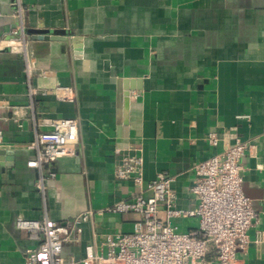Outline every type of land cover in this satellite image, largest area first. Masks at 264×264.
<instances>
[{
    "label": "crops",
    "instance_id": "crops-1",
    "mask_svg": "<svg viewBox=\"0 0 264 264\" xmlns=\"http://www.w3.org/2000/svg\"><path fill=\"white\" fill-rule=\"evenodd\" d=\"M21 1L34 85L76 92L72 102L39 95L36 116L41 123L77 119L79 142L74 156L42 172L28 166L36 152L27 147L34 132L26 67L7 47L18 22L15 0H0V264H25L26 250L37 245L17 220L43 219L41 173L52 221L95 211L79 240L64 246V256L81 264L86 245L104 250L107 235L132 232L138 219L99 213L138 192L115 177L122 154L143 158L146 183L161 173L173 178L176 207L191 210L199 203L194 165L235 138L254 145L241 160L242 188L259 214L236 264H264V0ZM171 223L189 232L199 220ZM214 256L211 249L207 259Z\"/></svg>",
    "mask_w": 264,
    "mask_h": 264
},
{
    "label": "built area",
    "instance_id": "built-area-1",
    "mask_svg": "<svg viewBox=\"0 0 264 264\" xmlns=\"http://www.w3.org/2000/svg\"><path fill=\"white\" fill-rule=\"evenodd\" d=\"M14 7V17L18 22L10 32L7 47L11 54L21 56L25 62L29 99L26 108L34 132L33 140L27 147L36 152V158L28 162V166L42 172L45 165L77 153L79 125L75 118L39 122L35 111L36 98L53 94L58 100L72 102L76 92L72 86L59 85L53 90H43L34 85V69L25 31V7L21 0H15ZM42 126L48 129L40 130ZM2 137L0 131V140ZM208 140L214 146L219 144L216 133L209 134ZM253 149L251 142L235 138L233 142H225L220 153L197 162L191 192L199 203L191 210L176 207L173 178L161 173L146 183L143 158L122 154L115 177L119 181L132 182L138 192L131 199L122 200L99 213H131L137 215L138 219L132 232L107 235L104 250L97 251L92 243L86 245L81 264H236L239 251L248 248L250 230L259 218L252 200L242 188L244 168L241 160ZM54 176L52 173L51 177ZM45 179L41 173L37 182L44 200L43 219L17 220V227L37 243L26 250L25 264H77L64 256V246L79 240L81 224L88 222L95 211L82 212L62 223L52 221L47 213ZM162 210L165 217L161 216ZM186 217H197L198 228L182 232L171 223L174 219ZM211 249L215 251L212 261L207 259Z\"/></svg>",
    "mask_w": 264,
    "mask_h": 264
},
{
    "label": "water",
    "instance_id": "water-1",
    "mask_svg": "<svg viewBox=\"0 0 264 264\" xmlns=\"http://www.w3.org/2000/svg\"><path fill=\"white\" fill-rule=\"evenodd\" d=\"M4 151H0V154L2 153L3 154Z\"/></svg>",
    "mask_w": 264,
    "mask_h": 264
}]
</instances>
